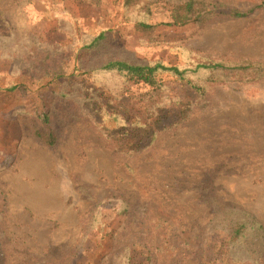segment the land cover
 I'll return each mask as SVG.
<instances>
[{
    "label": "rangeland",
    "instance_id": "rangeland-1",
    "mask_svg": "<svg viewBox=\"0 0 264 264\" xmlns=\"http://www.w3.org/2000/svg\"><path fill=\"white\" fill-rule=\"evenodd\" d=\"M184 1L157 0L149 22L158 25L140 32L122 0H0L3 264L264 261V0H206L201 21L159 24ZM103 30L94 51L83 49ZM47 52L63 66L58 76L37 66ZM112 59L227 68L189 71L205 93L162 73L164 102L192 105L180 121L167 105L159 122L140 112L145 83L92 71ZM248 61L256 67L235 69ZM216 198L261 225L241 245L249 258L219 256L216 236L204 238Z\"/></svg>",
    "mask_w": 264,
    "mask_h": 264
},
{
    "label": "trees",
    "instance_id": "trees-1",
    "mask_svg": "<svg viewBox=\"0 0 264 264\" xmlns=\"http://www.w3.org/2000/svg\"><path fill=\"white\" fill-rule=\"evenodd\" d=\"M156 1L157 0H122V7L124 8L125 13L128 12L129 16H131V18L136 21L140 32H148V29H154L158 25L149 22V18L153 14L151 5ZM209 6L210 3H208L206 0H186L178 6L173 7L170 13L171 21L159 24L168 26L185 25L190 22L201 21L205 13L209 11ZM259 7H264V1L259 5ZM246 14L247 12L238 10H235L232 13V15L237 17H242ZM107 31L108 30H103L98 35L90 38V40L83 44V49L94 51L106 37ZM149 33L151 34L152 31ZM55 56L56 55L51 56L50 52H47V55L42 59L45 65L40 63L41 57H39L37 60L38 67L47 66L53 68V71L48 73L49 76L56 75L57 72L61 71L63 68L62 64H60V61L55 58ZM252 67H256V63L248 61L237 66L235 69L243 71L251 69ZM220 68L226 69L227 67L223 63L214 62L208 59H203V61L197 64L194 69L180 68L177 65H166L162 61L135 63L125 59H112L100 65L98 68L92 69V71L99 69L106 72H116L120 75H123L127 82L145 83L150 89L139 94L140 112L147 120L157 118L156 120L161 122V120H164V117L167 115H160V112L167 109L166 107H169L167 105H170L169 108H175L178 112L177 121L188 118L192 105L190 102L184 101L178 95L166 96L165 99H176V101H172L170 104L164 102L163 88H168L169 85H166L160 77L162 73H171L181 81L186 82L198 93H205V87L198 85L191 79V77H189V71L198 72L200 70H214ZM15 87L16 86H12L10 90L14 89ZM43 120L45 123H48L49 115L45 114ZM37 135L45 144L53 145L56 142V136L53 132L39 131ZM214 200L216 202L214 208L216 215L211 220L212 224L214 225L211 228H205L204 238L212 235L216 236V247L219 252V256H222V254L225 252H229L233 259H241V256L245 254L249 258V251L242 248L241 245L254 231V229H257V226L261 228V225H258V223L255 222H250L248 219L243 217H235L233 213H228L227 207L222 204L220 200L217 198ZM128 210L129 205L123 202L121 212H127ZM231 211L235 212L233 210ZM243 213L246 214L245 212ZM223 215H227L228 217H224ZM94 221V223H99L98 216L94 218ZM3 259L4 254L2 253L0 246V264H3ZM129 259L130 257L128 255H122L123 262H128ZM259 264H264V261Z\"/></svg>",
    "mask_w": 264,
    "mask_h": 264
}]
</instances>
